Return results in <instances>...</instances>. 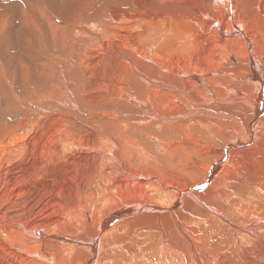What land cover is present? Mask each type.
Returning <instances> with one entry per match:
<instances>
[{
	"label": "bare ground",
	"instance_id": "6f19581e",
	"mask_svg": "<svg viewBox=\"0 0 264 264\" xmlns=\"http://www.w3.org/2000/svg\"><path fill=\"white\" fill-rule=\"evenodd\" d=\"M108 3L0 124V264H264V0Z\"/></svg>",
	"mask_w": 264,
	"mask_h": 264
},
{
	"label": "rangeland",
	"instance_id": "374dc122",
	"mask_svg": "<svg viewBox=\"0 0 264 264\" xmlns=\"http://www.w3.org/2000/svg\"><path fill=\"white\" fill-rule=\"evenodd\" d=\"M108 2L110 0H0V77L2 76V80L0 79V124L8 121L10 125V123L13 124L26 117H35L38 120L41 118L40 116H43L41 113H49L54 110L47 106L51 103L44 102L40 97L36 98L30 93L26 94V78L27 80L32 78L39 84L42 83V80L38 79L42 74V69L38 70L36 68L38 75L29 74L27 66L31 62V64L37 63L39 56H41V58L47 59V73H51V76L58 78L64 72V66H61L59 62L62 55L58 52L60 43L63 46L71 40L67 35H69L78 21L91 22L93 18L99 19L101 14H104L105 10L111 6ZM40 39H45L46 42L43 43L48 42L46 50L49 52L43 50L39 42ZM55 52L58 54L55 55ZM97 74L103 78L108 77V71L103 68H99ZM35 88L41 89L40 87ZM6 95H8L9 101L11 99L14 100L13 105L6 101ZM56 102H58L57 99ZM129 104L134 110H137L133 103ZM41 105H43L42 108ZM68 105V99L61 100L62 114L64 111L68 113L66 108ZM57 109L60 108L58 107ZM129 117L132 120L139 118L146 120L149 118V114L146 111H141L140 116ZM69 121L76 122L75 119H70ZM106 132L108 133L109 131L107 130ZM32 180V183L35 184L39 179L33 177ZM72 189L73 187H70L67 191L70 192ZM90 192L87 191L82 196L85 197ZM33 198L34 196L29 194L19 199L16 204L19 205V208L20 206H25V211L19 213L20 209H17L8 213V215L16 216L20 214L18 217L21 222H26L30 218L37 216L40 212L37 208L39 203H34L32 201ZM72 199L68 198L67 200L73 201Z\"/></svg>",
	"mask_w": 264,
	"mask_h": 264
}]
</instances>
